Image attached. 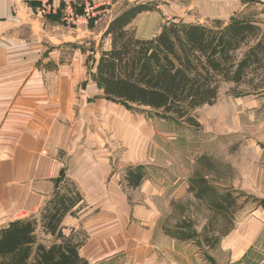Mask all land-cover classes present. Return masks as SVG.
I'll list each match as a JSON object with an SVG mask.
<instances>
[{
  "label": "crops",
  "instance_id": "crops-1",
  "mask_svg": "<svg viewBox=\"0 0 264 264\" xmlns=\"http://www.w3.org/2000/svg\"><path fill=\"white\" fill-rule=\"evenodd\" d=\"M92 1L112 6L98 35L95 24L106 15L92 29L67 30L22 0H0V229L36 217L63 171L87 206L79 221L89 239L80 255L89 264H172L171 251L187 242L163 233L161 213L149 199L128 201L110 177L105 146L90 138L91 111L102 92L87 74L86 59L107 24L132 6L118 9L129 0ZM149 14L131 24L139 39L160 30L154 23L151 31L140 25ZM63 47H73L69 65L59 61ZM109 47L110 41L101 51Z\"/></svg>",
  "mask_w": 264,
  "mask_h": 264
},
{
  "label": "rangeland",
  "instance_id": "rangeland-1",
  "mask_svg": "<svg viewBox=\"0 0 264 264\" xmlns=\"http://www.w3.org/2000/svg\"><path fill=\"white\" fill-rule=\"evenodd\" d=\"M25 3L39 16L34 2ZM138 4L152 8L151 14L140 20V25L150 31L153 23L161 28L170 21L213 28L231 21L261 26L264 15V2L259 0H129L118 9ZM111 8L105 6L96 18L84 23L76 20L83 15L82 1L71 3L70 8L61 5L56 13L39 17H54L58 26L67 30L88 25L92 29L108 10L111 14ZM109 14L95 24L96 35ZM108 40L101 35L97 44L92 42L94 49L89 50L86 59L87 74L95 85L97 53L108 47ZM72 48H62L60 62L71 63ZM97 100L100 107L91 111L89 120L90 138H99L105 146L111 163L110 177L118 179L129 202L149 199L157 205L162 230L183 232L189 238L181 241L187 242L185 247L171 251L172 264H264V209L258 205L264 200V95L235 97L224 85L213 105L195 111L198 129L131 113L102 98ZM136 168L143 173V179L139 187L130 189L125 175ZM201 182L235 200L231 220L230 214L224 217L208 209L210 194L196 198ZM94 215L95 212L91 217ZM82 222L67 218L64 224L71 228L82 226ZM213 242L214 246L209 247Z\"/></svg>",
  "mask_w": 264,
  "mask_h": 264
},
{
  "label": "trees",
  "instance_id": "trees-1",
  "mask_svg": "<svg viewBox=\"0 0 264 264\" xmlns=\"http://www.w3.org/2000/svg\"><path fill=\"white\" fill-rule=\"evenodd\" d=\"M151 11L147 5H134L107 24L102 39H109L110 47L100 52L95 73L102 99L131 113L198 129L195 111L213 105L224 85L235 97L264 95L263 27L248 21L218 28L170 21L153 38L139 39L131 24ZM142 179L139 168L125 175L130 189ZM200 185L196 198L210 194L208 209L230 214L231 220L235 200L228 193L217 194L206 182ZM258 202L264 209V200ZM86 209L77 185L62 171L36 217L0 229V264H89L80 255L88 235L81 225L64 224L67 218L78 220ZM163 232L179 241L189 239L183 232Z\"/></svg>",
  "mask_w": 264,
  "mask_h": 264
},
{
  "label": "built area",
  "instance_id": "built-area-1",
  "mask_svg": "<svg viewBox=\"0 0 264 264\" xmlns=\"http://www.w3.org/2000/svg\"><path fill=\"white\" fill-rule=\"evenodd\" d=\"M25 2H34L36 6V13L41 16L50 13H56L60 6L63 5L67 8L71 7V3L76 1L83 2V15L78 17L76 20L78 23H84L89 19L96 18L99 15L100 10L107 6L106 3H94L92 0H23ZM264 2V0H259ZM74 21V18L68 21Z\"/></svg>",
  "mask_w": 264,
  "mask_h": 264
},
{
  "label": "water",
  "instance_id": "water-1",
  "mask_svg": "<svg viewBox=\"0 0 264 264\" xmlns=\"http://www.w3.org/2000/svg\"><path fill=\"white\" fill-rule=\"evenodd\" d=\"M62 174V172H60V175Z\"/></svg>",
  "mask_w": 264,
  "mask_h": 264
}]
</instances>
